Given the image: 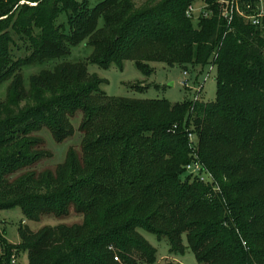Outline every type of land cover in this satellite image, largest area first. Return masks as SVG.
<instances>
[{
  "label": "trees",
  "instance_id": "trees-1",
  "mask_svg": "<svg viewBox=\"0 0 264 264\" xmlns=\"http://www.w3.org/2000/svg\"><path fill=\"white\" fill-rule=\"evenodd\" d=\"M20 1L0 0V83L10 80L0 98V209L38 220L72 207L83 221L20 227L17 245L1 237L0 264L20 250L28 264H153L156 250L139 229L167 239L174 254L185 239L199 264H264V18L228 25L216 0H204L211 13L195 21L187 10L196 0ZM83 39L87 61L62 60L25 88L23 66L65 58ZM124 60L146 75L150 62L211 63L215 100L109 96L87 63ZM76 113L82 162L71 150L54 174L26 171L46 154L31 133L46 128L60 143ZM193 162L210 180H190Z\"/></svg>",
  "mask_w": 264,
  "mask_h": 264
},
{
  "label": "rangeland",
  "instance_id": "rangeland-1",
  "mask_svg": "<svg viewBox=\"0 0 264 264\" xmlns=\"http://www.w3.org/2000/svg\"><path fill=\"white\" fill-rule=\"evenodd\" d=\"M77 1L86 2L89 6L93 7L103 0ZM24 2L28 3L29 1L21 0L18 4ZM203 4V0H196L193 5L196 8L202 9ZM217 5L218 8L222 6L221 4ZM197 17V13H194V21ZM57 21L62 24L67 31L68 18L65 11H59ZM101 24L102 19H99L97 26L99 27ZM86 43L87 39H83L73 45L70 48V53L65 58H56L47 60L44 63H33L23 66L21 72L25 88L28 89L29 87V76L31 74L38 73L42 69H52L55 64L62 60L72 62L87 61V58L91 54V48L88 47ZM145 67L151 69L149 75H146L143 69L132 60H124L121 64L113 63L107 68H102L89 62L87 63L88 73L95 74L101 79V90L112 97L130 99H166L172 103L189 102L196 99L200 102H210L215 100L217 72L215 66H212L211 63L205 64L204 66H188V68L184 69L179 65L168 66L162 62H150L147 63ZM185 70L187 71V76L183 73ZM185 78L187 79V85H182V81ZM9 82L10 80H5L0 83V98L5 97ZM135 85H140L142 88H136ZM71 121L74 128L73 134L60 143H57L52 138L51 133L46 128L31 133L33 137H36L41 141L36 147L37 150L46 154L34 162L29 168L25 169L26 171H34L35 174H43L50 171L54 174L56 166L67 159V154L71 150L76 155L79 162H82V133L78 128L81 122V113H76L72 116ZM189 138L190 141L193 142H197L198 140V138L192 134L189 135ZM25 170L15 172L11 179L14 181V178L21 175ZM188 175H190V180L193 177H202L205 181L210 180V176L198 168L191 172L189 171ZM82 221V214L75 212L72 207L70 208L68 215L65 217L58 218L52 214L44 215L38 220H30L26 218L22 214L21 209L17 206L4 208L0 209V240L4 238L7 243L17 245L20 243V227L36 232L43 226H56L59 224L74 225L80 224ZM139 232L156 250V260L153 264H199L185 239H183V251L174 254L169 252L167 239H158L154 233L144 229H139ZM1 254L2 249L0 242V255ZM139 255V253H136L135 255L139 257L138 261H143L145 256ZM12 259L14 262H11L10 264H28V253L27 251L20 250Z\"/></svg>",
  "mask_w": 264,
  "mask_h": 264
},
{
  "label": "built area",
  "instance_id": "built-area-1",
  "mask_svg": "<svg viewBox=\"0 0 264 264\" xmlns=\"http://www.w3.org/2000/svg\"><path fill=\"white\" fill-rule=\"evenodd\" d=\"M216 2L217 4L222 5L218 8L219 13L228 25L232 23L236 16L243 18L245 22L255 26L261 24L264 18V0H253L249 2L245 0H216ZM203 3V10L201 8H196L194 5H190L187 10V15L194 17V13H197L198 17L209 16L211 11L206 9L208 4L204 0ZM183 73L187 76L186 70ZM182 85H187L186 78L182 81ZM196 168L201 169V165L198 162H193L186 166V169L190 172ZM200 179L205 180L202 177H200ZM11 262H14V260L12 259Z\"/></svg>",
  "mask_w": 264,
  "mask_h": 264
}]
</instances>
